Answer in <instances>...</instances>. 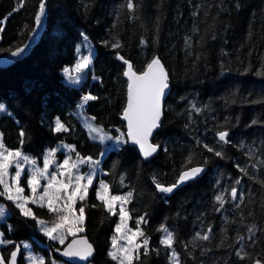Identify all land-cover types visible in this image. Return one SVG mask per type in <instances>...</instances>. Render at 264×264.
<instances>
[{
  "label": "trees",
  "instance_id": "obj_1",
  "mask_svg": "<svg viewBox=\"0 0 264 264\" xmlns=\"http://www.w3.org/2000/svg\"><path fill=\"white\" fill-rule=\"evenodd\" d=\"M40 2L23 0L21 7V0H0V20L7 19L5 25L0 23V56L27 44ZM127 3L46 0L42 37L15 63L0 68V105L6 109L0 114L3 143L38 161L59 142L74 146L81 157L99 158L104 147L89 138L75 115L79 102L87 93L97 97L84 105L83 112L113 135L118 130L124 133L127 81L124 63L117 56L130 61L138 72L159 58L170 85L161 126L152 137L161 149L144 160L127 142L108 151L100 164L111 194L132 193L126 207L129 225L135 228L140 217L147 221L139 227L149 240L148 254L141 249L133 264H172L171 250L160 244L162 226L174 235L178 264H255L257 260L264 264V0H132L134 10ZM82 33L95 52L92 68L73 86L63 81L61 71L77 60ZM115 43L120 47L113 48ZM57 117L63 119L67 132L54 131ZM221 131L228 133L229 143L219 141ZM204 145H214L223 156L208 152ZM197 165H206L202 176L173 193L157 190L154 178L169 186L182 170ZM241 168L247 169V175ZM232 188L237 189L235 200ZM218 195L224 197L223 207L215 199ZM0 201L9 211L10 236L29 241L45 264H51L47 247L38 243L43 237L37 233L36 221L25 219L4 197ZM82 203L84 231L76 236L84 235L93 244L85 264H115L108 253L118 216L93 207L100 204L94 185ZM30 207L38 218L55 221L48 210ZM75 207L79 210L81 202ZM204 235L209 239L199 238ZM71 237L63 245L48 243L52 258L58 260L57 250ZM12 248H1L5 260Z\"/></svg>",
  "mask_w": 264,
  "mask_h": 264
},
{
  "label": "snow or ice",
  "instance_id": "obj_2",
  "mask_svg": "<svg viewBox=\"0 0 264 264\" xmlns=\"http://www.w3.org/2000/svg\"><path fill=\"white\" fill-rule=\"evenodd\" d=\"M23 6V0H21V7ZM127 8L134 10V4L132 0H128ZM18 10V9H14ZM46 12V0H41L38 11L35 15V25L38 29L43 24V18ZM6 19V18H5ZM2 23V22H0ZM3 28L0 27V32ZM35 31L33 35H35ZM83 36V33L81 34ZM87 40V37H84ZM143 43V41H142ZM28 45L17 48L11 52L12 57H20L26 50ZM113 48L120 47L119 43L112 45ZM79 51V48H77ZM126 65V71L124 76L128 78L127 89V105L123 111V119L127 121V140L124 139V134L115 138L108 136L103 132L101 128L93 126L91 123H86V127L89 129L90 138L99 140L104 143L106 140L115 139L117 144L127 143L129 140L139 146L140 152L145 158L150 157L155 153L159 145L152 144L150 137L154 130L161 126L162 116V100L165 94V90L168 85V74L161 64L159 58H153L150 63L147 64L146 69L137 73L133 70L132 64L125 60L122 56H117ZM92 62V53L90 52L86 56H82L77 60L76 64L71 68H64L65 79L71 84H79L83 78L82 74L89 68ZM72 73L77 75L73 76ZM97 97L91 94L82 97V105L87 104L88 101L96 100ZM195 108V105H193ZM200 111V109H195ZM6 109L3 105H0V113H4ZM92 120L95 117L91 118ZM54 131L57 133L67 132L66 125L57 117L55 120ZM94 134V135H93ZM219 141L223 143H229L226 131L217 133ZM21 138L25 136V133L21 131ZM21 139V144H23ZM62 147L68 148L70 152H74V146L62 145ZM208 152H214L216 156H222V152L216 151L214 148L204 145ZM58 149H52L49 151L43 162V167L37 166V161L24 155L22 151L10 150L3 143L2 134H0V197H4L6 200L11 201L14 206L19 209L21 216L25 219L35 220L36 223L41 226V231L49 240H59V243L63 244L67 236L75 237L77 233L83 232L82 227L84 223L85 214V201L89 188L93 184V178L96 175L95 167L87 174H80L79 167L84 163H88L90 166H98L100 161L93 160L92 157H81L76 152V160L73 161L71 154H69L61 164H55V154ZM101 155H104L102 153ZM192 158L189 157L187 163H191ZM29 165L27 175V188L29 195H25V188L21 185V178L25 173L24 165ZM55 164V170L50 171V168ZM14 168V174L10 172V169ZM203 171L202 167H192L186 171L181 172L178 180L170 186H165L154 178V183L158 191L162 193H172L174 189L178 188L181 184L188 180L195 179L199 173ZM241 172L247 175L246 169L241 168ZM86 180V183H82ZM44 181L42 184L41 182ZM123 182V178H121ZM240 183L239 180L236 181ZM264 183V182H262ZM96 199L100 202L99 205H93V207H102L111 215L119 216V223L116 225V232L120 233L119 240L126 241L125 244L118 246L117 236L112 238V249L108 255L112 260L117 261V264H133L134 259H139L140 249H144V254H148L149 240L145 236L143 230L139 227L141 223L147 221L144 217H140L137 220L136 228L133 230L128 226V220L130 215L125 208L131 198L132 193L128 192L126 195H112L110 192V186L105 181L99 182V187L96 189ZM231 197L233 200L237 198V189L232 188ZM216 201L223 207L225 200L223 195L216 196ZM242 199V197H241ZM81 202V207L76 210L77 202ZM36 205L39 208H47L50 214H53L56 219L48 226V222L38 218L33 209L28 205ZM117 206L118 212H117ZM7 216L6 209L3 205H0V219ZM165 235L160 240V244L172 251L170 259L174 262L177 261V253L173 248L175 242L174 235L166 227L160 229ZM251 231V229H249ZM3 233H0V237ZM138 237H143L142 243L137 242ZM202 240H208L207 235L199 237ZM242 239V237H241ZM5 243L3 239H0V244ZM7 243H12L7 241ZM27 249L28 245H24ZM19 251L17 250L11 253V259L9 264H16V256ZM93 253L92 245L87 242L86 239L73 240L62 253L68 257H78L81 260L87 259ZM246 255V254H245ZM237 256H241V252H237ZM243 259V256H241ZM30 264H45L43 258L29 257ZM0 264H5L4 258L0 257ZM55 264V261L52 262ZM255 264H261V261L257 260Z\"/></svg>",
  "mask_w": 264,
  "mask_h": 264
},
{
  "label": "rangeland",
  "instance_id": "obj_3",
  "mask_svg": "<svg viewBox=\"0 0 264 264\" xmlns=\"http://www.w3.org/2000/svg\"><path fill=\"white\" fill-rule=\"evenodd\" d=\"M43 20H44V18H43ZM4 21H5V19H2V20H0V22H2L1 24H4ZM2 26V25H1ZM19 32V31H18ZM31 33H32V31H31ZM1 36V35H0ZM30 37V33H29V35H28V37L27 38H29ZM84 37H85V35H83V37H82V40L78 43V45H77V48H79V51H77V60L78 59H80L82 56H86V55H88L90 52L92 53V57H93V54H94V44L87 38V40L85 41L84 40ZM27 42H28V39H27ZM26 42V43H27ZM26 45H28V44H26ZM26 53V52H25ZM25 53H23L22 54V56L23 55H25ZM77 60L75 61V63L74 64H72V65H67V66H64L63 68H62V71H61V74H62V76H63V81L65 82V83H68V84H70V85H73V86H77V85H79V84H71V83H69L66 79H65V76H64V72H63V70H64V68H69V69H71L75 64H76V62H77ZM10 66V65H9ZM8 66V67H9ZM92 66V62H91V64H90V66H89V68L88 69H90V67ZM88 69H86L82 74H80V75H82L83 76V78L81 79V81L85 78V76H86V74H87V70ZM72 75L73 76H75V75H77L76 73H72ZM92 79H95V77L94 76H92ZM80 81V82H81ZM86 95H88V93L86 94ZM85 96V95H84ZM82 105V99H81V101L79 102V104H78V106H77V109H76V112H75V115L80 119V121H81V124L83 125V127L86 129V131H87V134L89 135V137H90V132H89V129L86 127V123H91L93 126H95V127H98V125L97 124H95L94 123V121L91 119L92 117L91 116H89V115H87V114H85L84 112H83V107H84V105L83 106H81ZM6 112V111H5ZM0 114H2V113H0ZM98 128H101V127H98ZM102 129V128H101ZM103 130V132L104 133H106L108 136H111V137H113V138H115V137H117V136H120L121 134H124L122 131H117L116 132V134L115 135H113L110 131H108V130H104V129H102ZM94 135V134H93ZM91 140H93V141H95V142H99V143H101L99 140H94V139H92V138H90ZM124 139L126 140V137H125V134H124ZM102 145H103V147H104V150H103V152L102 153H104V155L109 151V150H111V149H117V148H119L122 144H117V142L115 141V139H112V140H106L104 143H101ZM62 145H68V146H72L71 144H68V143H65V142H59L57 145H55L54 147H51V148H48V149H46L45 150V152H44V156H43V158H42V160L41 161H38V160H36L35 158H33L32 156H30V155H27V154H24V155H27V156H29L30 158H32V159H35L36 161H37V166L38 167H43V162H44V157H45V155L49 152V151H51L52 149H58V151L56 152V154H55V164H61L62 162H63V160L69 155V154H71V157H72V160L73 161H75L76 160V153H75V151L74 152H70V150L68 149V148H65V147H62ZM101 153V154H102ZM100 154V157L99 158H97V159H94V158H92L93 160H99L100 161V163H99V165L98 166H90L88 163H84V164H82V165H80V167H79V173L80 174H87V173H90L91 171H92V168L93 167H95V170H96V175L94 176V178H93V184L92 185H94L95 186V193H96V189L99 187V182L101 181V180H103L102 179V175L104 174V171L102 170V168H101V159L103 158V156L104 155H101ZM55 164L50 168V171H54L55 170ZM24 168H25V173H24V175L22 176V178H21V185L25 188V195H29L30 193H29V190H28V188H27V175H28V168H29V165H27V164H25L24 165ZM14 171H15V169L14 168H12V169H10V172L11 173H13L14 174ZM104 181V180H103ZM42 184L44 183V181H42L41 182ZM82 183H86V180L85 181H83ZM92 187V186H91ZM90 187V188H91ZM89 188V189H90ZM128 192H124V193H122V194H118V195H126ZM113 195V194H112ZM11 202V201H10ZM12 203V202H11ZM13 204V203H12ZM128 204V203H127ZM127 204H125L124 206H125V208L127 207ZM0 205H3L4 207H5V209H6V212H7V216L5 217V218H3V219H0V233H3V236L2 237H0V239H3L4 241H5V243H3V244H0V257H3L4 258V256H3V253H2V251H1V248H4V247H8V246H13V248H12V250L14 249V247H15V245L16 244H19V246L21 247V260H22V263L23 264H30V260H29V257L30 256H32V257H36V258H43V260H44V256L42 255V254H40V253H37V252H35L33 249H32V246H31V243L29 242V241H25V240H17V241H15V239H13L10 235L12 234V229H11V226L9 225V223L6 221V218L8 217V215H9V211H8V209L6 208V206L0 201ZM32 204H29L28 206L30 207ZM13 206H14V204H13ZM33 206H36V205H33ZM15 207V206H14ZM16 208V207H15ZM118 208H119V206H117V212H118ZM44 209H46L47 210V208H44ZM77 210V214H78V209H76ZM127 210V209H126ZM118 216V215H117ZM43 220V219H42ZM48 221H50V219H47ZM46 221V220H45ZM48 221H46V222H48ZM119 223V216H118V222H117V224ZM128 226L130 227V228H132L133 230H135V228H133V227H131L130 225H129V220H128ZM5 225V228H7V233L4 231V228L2 227V225ZM48 226H51V224L50 223H48ZM37 231H38V233L43 237L42 239H38V243H41L42 245H44V246H46L47 247V250H48V254L51 256V262H53V261H55V264H67L61 257H59L58 258V260L57 259H54V258H52V250L50 249V246H49V242H52V243H56V244H58V245H63V244H61V243H59V240H49L48 239V237L47 236H45L44 235V233L41 231V226H39L38 224H37ZM77 234H79V233H77ZM114 235L115 236H117V239H118V246L119 245H121V244H125L126 243V241H123V240H119V236H120V233H117L116 232V227H115V229H114ZM165 235V233H162V236H161V239H162V237ZM70 238V237H69ZM72 238V237H71ZM113 238V237H112ZM7 241H11L12 243H7ZM142 241H143V237H138L137 238V242L138 243H142ZM65 242V241H64ZM111 242H112V239H111ZM24 245H28V248L26 249L25 247H24ZM112 249V243H111V246H110V248H109V251ZM142 250H144L143 248H141ZM140 249V250H141ZM171 255H172V251H171V254H170V257H171ZM177 259H178V257H177ZM170 261H171V263L172 264H174V262L170 259ZM4 262H5V264H7V260H5V258H4ZM116 264H117V261H114ZM52 264V263H51ZM89 264H91V263H89ZM175 264H178V260L175 262Z\"/></svg>",
  "mask_w": 264,
  "mask_h": 264
},
{
  "label": "water",
  "instance_id": "obj_4",
  "mask_svg": "<svg viewBox=\"0 0 264 264\" xmlns=\"http://www.w3.org/2000/svg\"><path fill=\"white\" fill-rule=\"evenodd\" d=\"M44 28H45V25H44V24H42V26H40L38 29L36 28V25L34 26L33 32H34V30H36V31H35V35H33V32L30 34V37L28 38V42H27L28 47L26 48L25 51H29V50L33 47V45H34L35 43L38 42V40H39V38H40V36H41V34H42ZM14 51H15V50H14ZM24 53H25V52H24ZM119 56H120V55H119ZM21 57H22V55H21L20 57H12V56H11V52H9V53H5V54L1 55V56H0V68H6V67H8L9 65H12L13 63H15V62H16L18 59H20ZM119 60H120V59H119ZM120 61L123 62L122 60H120ZM129 62H130V61H129ZM150 62H151V61H150ZM160 62H161V64L163 65V63H162L161 60H160ZM130 63H131V62H130ZM131 64H132V63H131ZM132 66H133V65H132ZM163 67H164V69L166 70V68H165L164 65H163ZM145 69H146V68H145ZM145 69H144V70H145ZM133 70H134L135 72H137L138 74L141 73V72L136 71L134 68H133ZM125 71H126V65L124 64L123 77H124V79L127 81V89H128V78L124 76V72H125ZM142 72H143V71H142ZM166 72H167V71H166ZM168 85H169V83H168ZM169 89H170V85H169V87L165 90V94H164V97H163V100H162V116H163V103H164V99H165V97L167 96V94H168V92H169ZM126 105H127V91H126V104H125V107H126ZM123 111H124V110H123ZM162 116H161V119H162ZM122 120H123L124 123H125V136H126V139H128V138H127V131H128V128H127V121L123 119V114H122ZM156 131H157V129L154 130L152 136L150 137V142H151L152 144H155V143L152 142V137L155 135ZM128 143L131 144V145H134V146L137 148L138 152L140 153L141 157H142L144 160H145V159H148V158H150V157H152V156H154V155H156V154L158 153V151H159V148H160V146H159L158 150H157L155 153H153L150 157L145 158V157L142 155V153L140 152V149H139V146H138V145L133 144L130 140L128 141ZM155 145H158V144H155ZM197 166L203 168V171L197 175V177H199V176H201V175L204 173V171L206 170V167H205V165H197ZM197 166H192V167H197ZM192 167H189V168H192ZM189 168H187V169H189ZM187 169H184V170H182L181 172L186 171ZM181 172L179 173L178 178H179ZM197 177H196V178H197ZM178 178H177V180H178ZM196 178H195V179H196ZM195 179H192V180H195ZM177 180H176V181H177ZM192 180H188L187 182L192 181ZM187 182H185V183H187ZM185 183L181 184L180 186L184 185ZM169 186H170V185H169ZM180 186H179V187H180ZM82 238H83V239H86L87 242H88L89 244H91V245H92V248H93V244L88 240V238H87L86 236H84V235H82V236H75V237H72V238H71V239L65 244V246H64L62 249L57 250V254L60 255V256H61L66 262H68L69 264H85V263H87V262L89 261V259H90L91 256H89V257H88L87 259H85V260H81V259H79L78 257H68V256H64V255H62V253L67 249L68 245H69L74 239H75V240H80V239H82ZM17 246H19V244H16L15 247H14V249L10 252L9 257H8V260H7V264H9V262H10V259H11V253H12L13 251H16V250H17ZM20 258H21V247L19 246V251L17 252V256H16V264H19V260H20Z\"/></svg>",
  "mask_w": 264,
  "mask_h": 264
},
{
  "label": "bare ground",
  "instance_id": "obj_5",
  "mask_svg": "<svg viewBox=\"0 0 264 264\" xmlns=\"http://www.w3.org/2000/svg\"><path fill=\"white\" fill-rule=\"evenodd\" d=\"M25 2H26V1H25ZM47 2H49V1H47ZM39 4H40V3H39ZM24 5H25V3H24ZM46 5H47V4H46ZM13 6H14V5H13ZM38 6H39V5H38ZM48 7H49V5H48ZM21 9H22V8H21ZM9 10H10V9H9ZM47 10H48V9H47ZM35 11H36V10H35ZM34 14H35V13H34ZM50 15H51V14H50ZM54 15H55V14H54ZM32 16H33V15H32ZM46 16H47V11L45 12V17H44V20H43V24L45 25L44 30L46 29V24H47V23H46ZM10 17H11V16H10ZM8 18H9V17H8ZM51 18H52V17H51ZM47 19L49 20L50 18H47ZM6 20H7V19H6ZM54 20H55V19H54ZM52 21H53V20H52ZM56 21H57V20H56ZM53 22H54V21H53ZM29 24H31V23H29ZM48 24H49V23H48ZM4 25H5V24H4ZM51 25H52V24H51ZM26 26H27V25H26ZM31 26H32L33 29H34L35 22H34V26H33V25H31ZM47 28H48V27H47ZM26 29H27V28H26ZM51 29H52V28H51ZM44 30H43V32H44ZM51 31H52V30H51ZM21 32H22V31H21ZM21 32H20V33H21ZM32 32H33V30H32ZM43 32H42V34H43ZM22 33H23V35H24V32H22ZM47 33H48V32H47ZM50 33H51V32H50ZM28 34H29V33H27V35H28ZM42 34H41L40 37H42ZM27 35H26V36H27ZM49 35H51V37H52V34H49ZM83 35H85V34H83ZM17 36H19V35H17ZM47 36H48V35H47ZM85 36H86V35H85ZM86 37H87V36H86ZM16 38H17V37H16ZM43 38H44V37H43ZM20 39H21V38H20ZM22 39H23V38H22ZM47 39H48V38H47ZM17 41H18V40H17ZM26 41H27V40H26ZM13 42H14V41H13ZM15 42H16V41H15ZM15 42H14V43H15ZM42 42H43V41H42ZM74 42H75V41H74ZM18 44H19V42H18ZM22 44H23V43H22ZM44 44H45V42H44ZM16 45H17V44L15 43V46H16ZM46 45H47V44H46ZM12 46H13V45H12ZM35 46H36V45H35ZM13 47H14V46H13ZM44 47H45V46H44ZM72 47H73V46H72ZM40 48H41V47H40ZM8 49H9V48H8ZM139 49H140V48H139ZM139 49H138V50H139ZM155 49H156V48H155ZM5 50H6V49H5ZM30 50H32V49H30ZM36 50H37V49H36ZM38 50H39V49H38ZM0 51H1V50H0ZM2 51H3V50H2ZM6 51H7V50H6ZM6 51H5V52H6ZM72 51H73V50H72ZM5 52H4V53H5ZM34 52H35V51H34ZM118 53H120V52H118ZM28 54H29V53H28ZM28 54H27V56H28ZM33 54H34V53H33ZM120 54H121V53H120ZM147 55H148V54H147ZM23 58H24V57H23ZM159 60H160V59H159ZM20 61H21V60H20ZM162 63H163V62H162ZM163 65H164V64H163ZM1 69H2V68H1ZM2 70H3V69H2ZM45 71H46V69H45ZM47 72H48V70H47ZM15 75H16V74H15ZM34 76H35V75H34ZM45 76H46V75H45ZM48 76H49V75H48ZM201 76H202V74H201ZM36 77H37V76H36ZM36 77H35V78H36ZM204 77H205V76H204ZM204 77H203V78H204ZM208 77H209V75H208ZM43 78H44V77H43ZM49 79H50V78H49ZM1 85H2V84H1ZM6 85H7V84H6ZM10 87H11V86H10ZM177 98H178V96H177ZM177 98H176V99H177ZM183 98H184V97H183ZM200 98H201V97H200ZM203 100H204V99H203ZM175 101H176V100H175ZM179 103H180V102H179ZM178 105H179V104H178ZM180 105H181V104H180ZM176 106H177V105H176ZM177 107L179 108L180 106H177ZM203 109H204V108H203ZM203 109H202V110H203ZM206 112H207V111H206ZM91 114H92V113H91ZM192 118H193V117H192ZM211 118H212V117H211ZM61 119H62V118H61ZM93 121H94V120H93ZM187 121H188V120H187ZM62 122H63V119H62ZM94 122H95V121H94ZM96 122H98V121H96ZM64 123H65V122H64ZM68 123H69V122H68ZM98 124H100V122H99ZM189 124H190V123H189ZM215 126H216V125H215ZM212 129H213V128H212ZM69 130H70V128H69ZM215 130H216V129H215ZM215 130H214V131H215ZM205 131H206V130H205ZM212 131H213V130H212ZM18 134H19V133H18ZM209 134H210V133H209ZM19 138H20V137H19ZM213 138H214V137H212V140H213ZM214 139H215V138H214ZM209 142H210V141H209ZM220 142H221V141H220ZM219 145H220V144H219ZM213 146H214V145H213ZM213 146H212V147H213ZM228 146H229V145H228ZM226 147H227V146H226ZM213 148H215V147H213ZM217 148H218V147H217ZM227 148H228V147H227ZM159 149H161V148H159ZM219 150H220V149H219ZM225 152H226V151H225ZM154 156H155V155H154ZM222 156H223V155H222ZM225 157H226V156H225ZM139 158H141V157H139ZM207 158H208V156H207ZM207 158H206V159H207ZM220 158H221V157H220ZM220 160H221V159H220ZM211 161H212V160H211ZM201 162H203V161H201ZM201 162H200V163H201ZM209 162H210V161H209ZM220 162H221V161H220ZM220 162H219V163H220ZM215 163H216V162H215ZM258 163H259V162H258ZM195 164H196V163H195ZM198 164H199V163H198ZM207 164H208V163H207ZM210 164H211V163H210ZM221 164H222V163H221ZM224 164H225V163H224ZM205 166H206V165H205ZM240 166H241V165H240ZM185 167H186V166H185ZM221 167H222V166H221ZM221 167H220V168H221ZM224 167H225V166H224ZM235 167H236V166H235ZM257 167H258V166H257ZM187 168H188V167H187ZM208 168H209V167H208ZM226 169H227V168H226ZM258 169H259V168H258ZM219 170H220V169H219ZM223 170H224V169H223ZM236 170H237V169H236ZM246 170H247V169H246ZM232 171H233V170H232ZM216 172H217V171H216ZM229 173H231V172H229ZM232 173H233V172H232ZM232 173H231V174H232ZM238 173H240V172H238ZM253 173H254V172H253ZM118 174H119V173H118ZM121 174H122V173H121ZM177 174H178V173H177ZM221 174H222V172H221ZM242 174H243V172H242ZM204 175H205V174H204ZM117 176H118V175H117ZM201 176H202V175H201ZM237 176H238V175H237ZM177 177H178V176H177ZM235 177H236V176H235ZM211 178H212V177H211ZM217 178H218V177H217ZM116 179H117V178H116ZM123 179L125 180V177H124ZM200 179H201V178H200ZM214 179H215V178H214ZM240 179H241V178H240ZM248 179H249V178H248ZM248 181H249V180H248ZM119 182H120V181H119ZM229 182H230V181H229ZM121 183H122V182H121ZM128 183H129V182H128ZM159 183H161V182H159ZM162 184H163V183H162ZM166 184H167V183H166ZM187 184H189V183H187ZM218 184H219V183H218ZM225 184H226V183H225ZM242 184H243V183H242ZM246 184H247V183H246ZM120 185H121V184H120ZM129 185H130V184H129ZM122 186H123V184H122ZM126 186H127V185H126ZM152 186H153V185H152ZM153 187H154V186H153ZM239 187H240V186H239ZM154 188H155V187H154ZM178 188H179V187H178ZM155 189H156V188H155ZM227 189H228V188H227ZM174 191H175V189H174ZM174 191H173V192H174ZM212 191H213V190H212ZM212 191H211V192H212ZM218 191H219V190H218ZM239 191H240V188H239ZM173 192H172V193H173ZM158 193H159V192H158ZM222 193H223V192H222ZM240 193H241V192H240ZM247 193H248V192H247ZM212 194H213V193H212ZM224 194H225V193H224ZM226 194H227V193H226ZM225 196H226V195H225ZM246 197H247V196H246ZM238 198H239V197H238ZM212 202H213V201H212ZM213 203H214V202H213ZM248 203H249V202H248ZM242 205H243V203H242ZM242 205H241V206H242ZM245 205H246V204H245ZM227 206H228V205H227ZM236 207H238V205H237ZM242 207H243V206H242ZM239 208H240V207H239ZM44 210H45V209H44ZM229 214H230V213H229ZM248 231H249V230H248ZM37 233H38V232H37ZM247 235H248V233H247ZM26 238H27V237H26ZM257 238H258V236H257ZM245 241H246V240H245ZM110 246H111V245H110ZM105 249H106V248H105ZM105 253H106V252H105ZM103 255H104V253H103ZM106 255H107V254H106ZM104 256H105V255H104ZM107 259H108V258H107ZM110 260H111V259H110ZM94 261H95V260H94ZM102 261H103V260H102ZM105 263H106V262H105ZM110 264H111V263H110ZM115 264H116V263H115ZM248 264H249V263H248Z\"/></svg>",
  "mask_w": 264,
  "mask_h": 264
}]
</instances>
